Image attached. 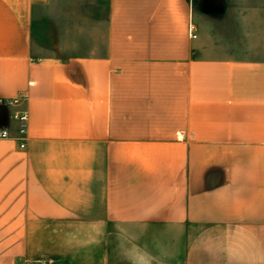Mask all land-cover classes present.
<instances>
[{
    "label": "crops",
    "instance_id": "obj_1",
    "mask_svg": "<svg viewBox=\"0 0 264 264\" xmlns=\"http://www.w3.org/2000/svg\"><path fill=\"white\" fill-rule=\"evenodd\" d=\"M0 127V264H264V0H0Z\"/></svg>",
    "mask_w": 264,
    "mask_h": 264
},
{
    "label": "built area",
    "instance_id": "obj_2",
    "mask_svg": "<svg viewBox=\"0 0 264 264\" xmlns=\"http://www.w3.org/2000/svg\"><path fill=\"white\" fill-rule=\"evenodd\" d=\"M189 31L192 37H196L195 34V26L191 23L189 26ZM27 98L26 93H22L20 96L15 97L10 100L11 105H18L22 100ZM13 118L18 121V131L20 137L19 139V147L24 148L26 146V139L28 133V121L29 116L28 112L23 109L16 110L13 114ZM10 138V132L7 127H0V139Z\"/></svg>",
    "mask_w": 264,
    "mask_h": 264
}]
</instances>
